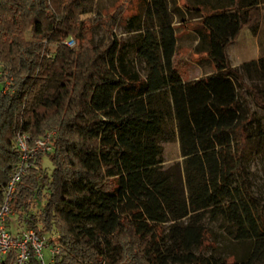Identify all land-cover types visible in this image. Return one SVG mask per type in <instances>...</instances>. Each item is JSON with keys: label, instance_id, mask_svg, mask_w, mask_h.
<instances>
[{"label": "trees", "instance_id": "16d2710c", "mask_svg": "<svg viewBox=\"0 0 264 264\" xmlns=\"http://www.w3.org/2000/svg\"><path fill=\"white\" fill-rule=\"evenodd\" d=\"M189 9L194 53L213 70L186 80L165 0L145 5L151 25L140 13L127 19L132 42L112 32L115 16L104 22L93 0H0V83L12 80L0 90V204L19 162L17 135L33 141L53 130L52 150L31 159L10 200L22 230L6 222L13 235L31 229L60 244L52 264H264V209L242 165L253 121L245 95L264 112L262 91L244 75L264 79V56L233 67L226 54L243 27L257 33L264 0ZM94 12L106 32L100 42L84 17ZM175 139L176 175L162 167V143ZM205 220L223 222L245 250L215 253ZM15 259L10 251L0 264ZM26 264H40L31 249Z\"/></svg>", "mask_w": 264, "mask_h": 264}, {"label": "rangeland", "instance_id": "374dc122", "mask_svg": "<svg viewBox=\"0 0 264 264\" xmlns=\"http://www.w3.org/2000/svg\"><path fill=\"white\" fill-rule=\"evenodd\" d=\"M165 1L168 6L169 14L173 19L176 33L177 46L175 65L180 71L183 79L190 80L211 72L213 70L212 64L204 55L195 54L193 50L197 42L193 28L197 25L198 20L194 17L193 12L189 8L195 5L199 0ZM93 4L95 5V11L101 14L104 22L110 19V17L115 16L116 23L112 25V32L119 37L121 41L132 42L133 40L132 33L126 31V21L131 15L140 13L145 26L152 24L151 19L143 17L144 7L148 4V0H93ZM176 6L179 10H176ZM96 12L85 15L84 17L87 21L89 34L92 36L93 41L100 42L105 39L104 36L106 32L103 27V22L95 19ZM259 16L260 21L256 35L252 34L248 27L245 26L226 47L227 58L231 66L236 67L245 61L247 62V60L253 59L255 56L264 55L263 9H261ZM25 38L31 40L30 34H26ZM255 43L261 47L259 48V52L254 50L256 46ZM128 55L130 58L134 59L135 55L133 51L129 50ZM135 66L141 74L144 73V64L142 62L136 61ZM244 78L246 83L257 85L264 96V79L262 77L253 75L251 79H247V76L244 75ZM8 79L11 80V77H8ZM3 85L0 83V90ZM245 101L244 107L252 113L253 121L248 125L250 137L244 145L242 165L245 168L251 190L261 201L264 209V112L254 104L251 95H245ZM162 149L163 169L171 168L175 175L179 173L182 174L183 158L180 155L178 141L175 139L163 142ZM42 165L48 171L51 170L52 165L47 155L43 156ZM204 223L210 227L212 232V240L216 247L214 250L215 253L222 255L232 253L240 254L245 250L244 245H239L232 240L225 229L226 225L220 220H205ZM8 225L13 233L22 230L16 229L17 223L13 214L8 219ZM47 238L48 236H46V239ZM43 256L45 260L48 259V252L46 249L43 250Z\"/></svg>", "mask_w": 264, "mask_h": 264}, {"label": "built area", "instance_id": "2783aa9c", "mask_svg": "<svg viewBox=\"0 0 264 264\" xmlns=\"http://www.w3.org/2000/svg\"><path fill=\"white\" fill-rule=\"evenodd\" d=\"M63 43L67 46H72L74 40L68 38ZM1 75H4V72L0 63ZM11 83V80L7 78L1 90L2 93L7 91ZM54 134L55 132L51 130L44 137L32 141L28 133H19L15 139V146L20 153L19 162L9 177L4 190L3 201L0 204V257H4L10 251H15L16 259L14 264H26L30 249L40 264H52L54 257L60 253V244L51 243L48 239L40 237L31 229L23 230L19 234L13 235L6 228V222L13 214L10 200L17 184L31 165V159L52 150L51 139ZM44 249L48 252L47 260L43 256Z\"/></svg>", "mask_w": 264, "mask_h": 264}, {"label": "crops", "instance_id": "0c3cea01", "mask_svg": "<svg viewBox=\"0 0 264 264\" xmlns=\"http://www.w3.org/2000/svg\"><path fill=\"white\" fill-rule=\"evenodd\" d=\"M256 35V34H255ZM255 51L256 52H259V48H261V47H259V45L257 44V43H255ZM262 56H264V55H262ZM259 57H261V56H255L253 59H250V60H247V61H251V60H256V59H258ZM246 62V61H245ZM242 64V63H241ZM210 73V72H209Z\"/></svg>", "mask_w": 264, "mask_h": 264}]
</instances>
